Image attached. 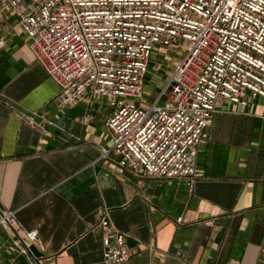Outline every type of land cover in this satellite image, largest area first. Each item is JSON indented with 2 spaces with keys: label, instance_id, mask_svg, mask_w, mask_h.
Listing matches in <instances>:
<instances>
[{
  "label": "crops",
  "instance_id": "0c3cea01",
  "mask_svg": "<svg viewBox=\"0 0 264 264\" xmlns=\"http://www.w3.org/2000/svg\"><path fill=\"white\" fill-rule=\"evenodd\" d=\"M0 37V206L38 230L43 264H103L100 215L125 234L128 264H264V98L217 102L193 187L134 176L98 159L106 101L55 106L57 85L6 11ZM9 239L0 229V264H31Z\"/></svg>",
  "mask_w": 264,
  "mask_h": 264
},
{
  "label": "built area",
  "instance_id": "2783aa9c",
  "mask_svg": "<svg viewBox=\"0 0 264 264\" xmlns=\"http://www.w3.org/2000/svg\"><path fill=\"white\" fill-rule=\"evenodd\" d=\"M1 11L15 17L34 59L57 85L55 106L91 96L111 107L110 146L101 147L98 159L134 176L193 187L196 152L217 102L245 106L264 98V0H0ZM162 47L182 56L144 107L151 55ZM151 75L158 79L157 71ZM98 225L103 264H128L125 234L105 215ZM0 229L16 254L43 264L31 249L38 230L24 228L15 210L0 206Z\"/></svg>",
  "mask_w": 264,
  "mask_h": 264
},
{
  "label": "rangeland",
  "instance_id": "374dc122",
  "mask_svg": "<svg viewBox=\"0 0 264 264\" xmlns=\"http://www.w3.org/2000/svg\"><path fill=\"white\" fill-rule=\"evenodd\" d=\"M182 56V52L175 50H166L162 47L159 51L153 52L151 55V63L149 65L148 74L145 79L144 88L142 90V96L144 99L143 106L147 107L149 102L156 96L158 92L161 91V88L165 84L168 72L171 70V67L175 63L177 58ZM155 62L160 63V68L157 70L158 79L154 80L151 77L154 68L152 67ZM134 103H139L138 98H131Z\"/></svg>",
  "mask_w": 264,
  "mask_h": 264
},
{
  "label": "water",
  "instance_id": "95a60500",
  "mask_svg": "<svg viewBox=\"0 0 264 264\" xmlns=\"http://www.w3.org/2000/svg\"><path fill=\"white\" fill-rule=\"evenodd\" d=\"M31 249H32V251H33V253H34L35 255H40V254H41L40 251H39L37 248L32 247Z\"/></svg>",
  "mask_w": 264,
  "mask_h": 264
}]
</instances>
